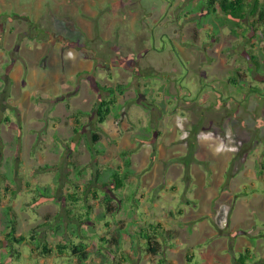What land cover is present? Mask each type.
Returning <instances> with one entry per match:
<instances>
[{
    "label": "rangeland",
    "instance_id": "1",
    "mask_svg": "<svg viewBox=\"0 0 264 264\" xmlns=\"http://www.w3.org/2000/svg\"><path fill=\"white\" fill-rule=\"evenodd\" d=\"M32 1L18 0L0 16V259L4 264L12 259L18 264L4 243L10 230L9 217L15 214L17 233L29 234L36 228L54 250L57 242L72 238L75 226L78 232L82 227L90 236L86 241L90 253L87 264H148L149 255L138 244L136 222H123L122 214L116 211L105 213L101 203L93 205L92 198L78 204L65 199L75 186L78 195H83L81 191L88 182L94 186L97 168H116L123 161L117 153L122 145L113 150L101 127L97 130L86 115L78 124L73 113L89 111L109 97L95 81L102 86L124 84V92L114 96L112 112L123 106L126 111L136 103L139 110L151 116L153 112L162 114L157 123L162 131L172 129L180 110L187 117L181 119L190 132L186 122L191 118L193 103L203 107L208 98L220 102L226 99L222 114L233 131L226 134H241L242 140L232 138L236 147L245 148L244 139L251 137L248 128L252 126L257 140L251 151L256 155L249 160L259 167L260 162L264 164V29L256 23L258 14L248 13L241 21L220 10L208 15L203 0H116V4L109 0L97 3L99 16L91 41L89 29L74 20L75 9L61 8V16L47 18L46 5L32 22L11 15ZM260 2L264 6V0ZM94 66H104L109 75L91 70ZM201 109L207 122L211 121L208 114L216 118L213 108ZM205 130L209 131L208 126ZM92 131L101 135L97 143L91 140ZM187 141L182 142L190 147ZM97 148H103V152L98 153ZM107 175L109 172L103 178ZM38 188H46L50 196H40ZM108 190L99 189L100 202ZM128 196L129 201L118 205L120 211L129 205L137 210L140 199L135 188ZM88 204L92 212L84 223ZM68 209L80 214L81 219L72 218ZM249 210L244 215L232 214L230 226L227 217L212 222L226 227L234 240L245 236L252 244L251 252L232 251L220 261L222 264H264V253L257 249L259 242H264V221ZM59 221L56 233L53 227ZM107 221L108 226L104 224ZM242 223L247 226L242 231L247 233L237 235L236 226L243 227ZM117 236L121 237L119 244L111 241ZM197 241L198 237H193L175 244L178 249L194 251V260L186 264L208 263ZM126 254L130 259L125 262L121 255ZM241 256L245 257L243 261ZM37 257L22 259L21 264H77L75 257L57 250L38 262ZM176 260L181 263L182 256ZM213 262L219 263L216 258Z\"/></svg>",
    "mask_w": 264,
    "mask_h": 264
},
{
    "label": "crops",
    "instance_id": "2",
    "mask_svg": "<svg viewBox=\"0 0 264 264\" xmlns=\"http://www.w3.org/2000/svg\"><path fill=\"white\" fill-rule=\"evenodd\" d=\"M43 1L46 4L42 7ZM106 1L109 0H48L47 2L33 0L32 6L29 5L22 10L16 9L11 15L23 16L28 22H32L38 19L39 15H35L46 5L44 13L47 14V18L52 14L61 16L59 14L61 8H69L71 11L75 9L74 20L82 28L89 29L92 41L95 39L94 29L99 16L97 6ZM112 1L113 4L116 2V0ZM17 2L18 0H0V16L4 15L9 6ZM31 8L33 9L30 10ZM79 10L81 12L77 13ZM29 14H33V17L31 18ZM105 23L102 22L103 25ZM40 49L36 48L38 51ZM93 68L94 71L105 70L104 66L100 68L94 66L91 70ZM109 69L111 71L112 67ZM104 72L106 73L107 70ZM105 75H109L108 72ZM225 100L210 101L208 98V101L203 103V107L191 103V118L186 122L190 127L187 141L190 147L183 144L177 126L181 118L187 119L180 110L173 120L172 129L164 131L157 127L158 120L163 118L162 114L157 116L159 113L153 112L151 116L139 110L141 107L136 103H132L126 111L127 107L123 106L120 110L124 112L111 111L105 122L100 125L102 133L108 134L106 137L110 148L117 150L119 145H122V149L117 150V153L128 151L131 160L129 166L131 173L124 185L108 192L116 207L114 211L118 215L122 214L123 222H136L139 225V232L146 231L152 236L156 234V239L161 241L159 252L148 254V264L191 262L195 257L194 251L181 250L176 245L179 240L193 237H198L197 243L201 244L202 252L208 256L207 264H222L220 261L232 251L235 254L251 252L252 244L244 238L245 236H240L236 241L226 227L212 223L227 217L230 226L231 215L234 213L244 215L248 207L251 208L250 212L255 211V215H261L264 221V164L260 162L259 167L256 168L251 165L253 161L249 160L256 155L251 151L253 142L257 140L256 133L252 132L255 129L253 130L252 126L247 127L251 137H248V140L244 139L245 148L236 147L237 144L232 137L242 140V136L239 133L226 134L233 131L229 129L228 120L222 114L223 108L227 105ZM207 107L216 110L217 114L216 118L208 114L211 119L209 122L206 121L207 116L205 118L201 109ZM198 112H201V116ZM117 122L118 125H115ZM149 126H152V130L146 131L145 128ZM206 126L208 132L205 130ZM120 127L123 132L118 130ZM120 169L123 171L124 167L121 166ZM132 188H135L136 197L140 199L136 205L137 210L134 211V207L129 205L128 209L121 208L120 211L118 205L121 206L124 201H129L128 195ZM123 226L126 227L127 224ZM240 226H236L237 235L247 233L242 231L247 226ZM249 233L254 234L252 231ZM182 236L185 238H181ZM141 240L140 243L143 244L144 241ZM207 241L209 242L206 243ZM257 249L258 252L264 253L263 241L259 242ZM143 250L145 251L144 247ZM187 255L192 256L191 260H187ZM181 256L180 263L176 259ZM214 258L219 263H214Z\"/></svg>",
    "mask_w": 264,
    "mask_h": 264
},
{
    "label": "trees",
    "instance_id": "3",
    "mask_svg": "<svg viewBox=\"0 0 264 264\" xmlns=\"http://www.w3.org/2000/svg\"><path fill=\"white\" fill-rule=\"evenodd\" d=\"M204 5L206 6L207 14H213L216 13L218 10H220L225 16L230 17L235 20H244L247 17V14H258V22L256 20V23L261 25V30L264 29V6H261L260 0H203ZM262 7V8H261ZM256 30V26L253 27ZM252 58L254 56L252 55ZM239 73V72H238ZM234 83V79L231 81ZM96 87L99 89H103L107 91L109 97H105L101 99L98 103H96L93 108L89 111H81L78 110L73 113L74 120L76 123H80V118L83 115H86L90 118V123L94 124L96 126V129H100V125L105 122L107 119V116L112 111V108L115 106V99L114 96L117 93L121 94L125 90L124 84H118L116 87L112 86H102L98 81H95ZM257 92H260L259 87L254 88ZM253 91V90H252ZM79 128L75 127V131H78ZM92 137L91 140L93 143H97L100 140L101 135L99 132L92 131ZM96 151L98 153L103 152V148H97ZM120 157L123 160L121 164H119V167L112 168L111 166H107L106 168H97L95 176L93 178V181L95 183L94 186L89 185V182L85 184V187L81 191L83 195H78L77 193V186H75V191L68 193L66 195V201H72L74 204H78L80 202H84L83 199L92 198L93 205L101 203L104 207V211L106 212H114V209L116 208L113 204V199L108 193L109 191L116 190L118 188H121L127 177L130 175L131 171L129 169V166L131 165V160L129 158L128 151H122L120 152ZM123 166L124 170L121 171L120 167ZM106 172H109V175L107 177H104V174ZM80 173V170L77 172ZM109 189L107 191V194H105L103 200L99 201V189L105 190ZM37 191H39L40 196L42 197H49L50 194L47 191L46 188L40 189L38 188ZM36 198H33V201H36ZM92 205L88 204L86 206V217L82 219V221H87L90 219V215L92 212ZM72 218L81 219L80 214H74L71 209H68V214L71 215ZM80 221V220H79ZM8 225L10 227V230L5 234L4 243L5 247L9 248L11 250H8L10 255H14V257L17 259L18 264H21L22 259H33L34 256H38L36 259V262L40 259V257H46L47 255L52 254L53 251L57 250L58 253L61 255L63 253H68L71 257H75V262L77 264H87L88 259L90 258V253L87 250V239H90L87 232L81 229V232L77 231L78 226H75L72 231V238L57 242L55 245V250L49 246V243L46 240H42L40 236V232L36 230V228H32L29 231V234H22L17 233L16 228V219L15 214L12 217H9ZM85 223V222H84ZM106 226L109 225V221L104 223ZM61 223L60 221L57 222L53 229L56 231V233L60 230ZM80 233V234H79ZM138 236V235H137ZM76 237V238H75ZM120 236L113 237L111 241L120 243ZM137 238V237H136ZM102 240H105L106 238L104 236H101ZM140 239L144 241V243H140ZM138 244L141 245V247L145 249V252L148 254H156L159 252V246L161 241L156 239V234L149 235L146 231H140L139 237H138ZM141 240V241H142ZM135 245V243H134ZM136 246V245H135ZM133 246L135 249L136 247ZM127 255V256H126ZM121 255V259L123 261H128L130 259L129 254ZM192 256L187 255V260H191ZM245 257L241 256L240 261H243ZM0 264H4V261L0 259ZM9 264H17L14 260L9 262ZM243 264V263H241Z\"/></svg>",
    "mask_w": 264,
    "mask_h": 264
},
{
    "label": "built area",
    "instance_id": "4",
    "mask_svg": "<svg viewBox=\"0 0 264 264\" xmlns=\"http://www.w3.org/2000/svg\"><path fill=\"white\" fill-rule=\"evenodd\" d=\"M177 126H178V129L180 130V135H181L182 140L187 141V138L189 137V131L185 127V124L182 121V119H180L179 122H177Z\"/></svg>",
    "mask_w": 264,
    "mask_h": 264
},
{
    "label": "clouds",
    "instance_id": "5",
    "mask_svg": "<svg viewBox=\"0 0 264 264\" xmlns=\"http://www.w3.org/2000/svg\"><path fill=\"white\" fill-rule=\"evenodd\" d=\"M189 135H190V132H189Z\"/></svg>",
    "mask_w": 264,
    "mask_h": 264
}]
</instances>
